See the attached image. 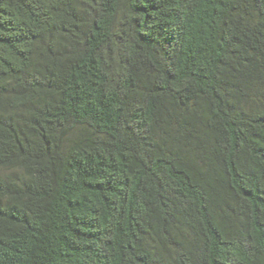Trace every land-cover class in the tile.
<instances>
[{
    "label": "trees",
    "instance_id": "obj_1",
    "mask_svg": "<svg viewBox=\"0 0 264 264\" xmlns=\"http://www.w3.org/2000/svg\"><path fill=\"white\" fill-rule=\"evenodd\" d=\"M0 264H264V0H0Z\"/></svg>",
    "mask_w": 264,
    "mask_h": 264
}]
</instances>
